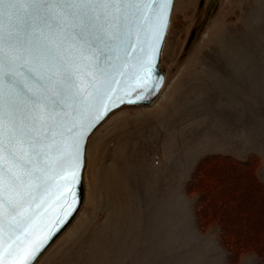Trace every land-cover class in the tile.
Listing matches in <instances>:
<instances>
[{"label": "rangeland", "instance_id": "374dc122", "mask_svg": "<svg viewBox=\"0 0 264 264\" xmlns=\"http://www.w3.org/2000/svg\"><path fill=\"white\" fill-rule=\"evenodd\" d=\"M160 65L154 104L88 138L82 207L36 264H228L184 185L209 154L257 155L264 182V0H175Z\"/></svg>", "mask_w": 264, "mask_h": 264}, {"label": "snow or ice", "instance_id": "6c2138e0", "mask_svg": "<svg viewBox=\"0 0 264 264\" xmlns=\"http://www.w3.org/2000/svg\"><path fill=\"white\" fill-rule=\"evenodd\" d=\"M171 3L0 0V264L42 255L51 235L34 238V220L55 181L83 183L114 83L131 74L141 100L159 86L150 74Z\"/></svg>", "mask_w": 264, "mask_h": 264}, {"label": "trees", "instance_id": "16d2710c", "mask_svg": "<svg viewBox=\"0 0 264 264\" xmlns=\"http://www.w3.org/2000/svg\"><path fill=\"white\" fill-rule=\"evenodd\" d=\"M260 158L244 160L209 154L194 165L184 185L193 194L196 229L219 228L218 243L226 251L228 264H239L243 254L256 256L264 264V182L258 177Z\"/></svg>", "mask_w": 264, "mask_h": 264}, {"label": "water", "instance_id": "95a60500", "mask_svg": "<svg viewBox=\"0 0 264 264\" xmlns=\"http://www.w3.org/2000/svg\"><path fill=\"white\" fill-rule=\"evenodd\" d=\"M174 1L175 0H172V3L167 8L168 24L165 28V35L160 41L157 42L160 48L153 54L155 59V66L153 74H150V76L152 79H156L159 81V86L157 88L152 89L151 95L148 99L141 100L134 92V89H136L139 85L131 74L120 80L118 84L114 83L113 87L116 88V92L113 95V100H115V106L109 103L108 114L89 133L86 138V144L88 138L95 131V129L98 128L101 124H103L115 112L123 108H148L151 107L156 101L165 83V71L161 68L160 60L163 45L169 28ZM145 34L148 36L151 35L149 26L145 27ZM150 42L151 41L149 40V43ZM117 97L122 98L123 102H121V99H118ZM85 155L86 152L84 154V161ZM84 167L82 169V175L84 174ZM71 189V191L68 190V188L64 185L63 180H57L54 182V186L52 187L49 195L44 197L45 203L43 204V207L39 209L37 216L34 220V238L42 239L45 236L51 235V239L48 240V243L45 245V250H43V253L39 256V259L35 261V264L46 253V251L58 240V238H60L64 234V232L74 221L82 207V204L85 199L84 179L82 184H80L79 186L73 184L71 186ZM69 213L71 214L69 215Z\"/></svg>", "mask_w": 264, "mask_h": 264}, {"label": "bare ground", "instance_id": "6f19581e", "mask_svg": "<svg viewBox=\"0 0 264 264\" xmlns=\"http://www.w3.org/2000/svg\"><path fill=\"white\" fill-rule=\"evenodd\" d=\"M96 129H97V128H96ZM96 129H95V130H96Z\"/></svg>", "mask_w": 264, "mask_h": 264}]
</instances>
